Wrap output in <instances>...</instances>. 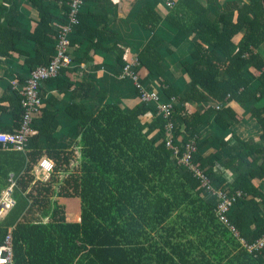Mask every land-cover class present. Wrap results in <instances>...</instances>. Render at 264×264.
I'll return each mask as SVG.
<instances>
[{
    "label": "trees",
    "instance_id": "16d2710c",
    "mask_svg": "<svg viewBox=\"0 0 264 264\" xmlns=\"http://www.w3.org/2000/svg\"><path fill=\"white\" fill-rule=\"evenodd\" d=\"M11 1L0 0V13L5 10L2 5ZM213 1L177 0L166 17L193 39L189 55L193 63L185 66L191 70L186 74L188 89L178 93L173 88L159 66V54L151 63L162 97L172 99L173 142L179 155L190 140L197 152L211 141L195 135L214 110L220 129L225 130L226 118H235L226 106L229 101L264 98V0H227L215 21L209 16ZM26 2L35 9L36 26L31 33L12 28L15 6L10 5L2 15L5 23L0 24V60L16 56L30 66L28 77L34 68L50 61V56L44 60L52 53L45 43H55L58 32L43 0ZM141 16L143 26L153 33L160 17L139 11L137 21ZM88 17L79 13L73 35L91 37ZM23 36L34 45L32 57L27 53L23 57L17 48ZM159 44L169 47L156 42ZM149 45L155 46V41ZM113 50L120 74L126 62L122 50ZM140 61L135 73L145 83L138 73ZM246 68L252 72L249 78L242 72ZM220 71L228 77L221 86L216 79ZM72 87L66 83L57 91ZM7 89L8 94L5 91L0 96V111L12 116L13 126L1 132L13 133L21 122V102L10 85ZM134 89L133 99L102 103L93 112L83 107L77 111L75 104L67 106L66 113L82 128L75 147L69 150L58 148L54 133L59 123L45 106L34 114L33 132L23 152L0 146V191L11 183L9 172L14 183L15 206L0 222V245L8 233L11 237V264H264V246L248 252L241 242L250 244L264 234V160L256 158L245 164L259 148L242 143L235 135L220 142L222 148L236 141L249 149L247 156L231 157L236 175L229 182L210 176L209 157L194 155V163L206 169L215 189L228 195L240 192L228 214L235 234L216 217V197L204 192L165 145V121L156 115L154 105L142 102ZM97 95L99 100L105 99L103 92ZM206 98L216 101L215 109L209 107L202 114L188 105L191 100L203 102ZM250 114L264 143V106H255ZM42 158L53 165L45 181L32 174ZM246 168L248 172H244Z\"/></svg>",
    "mask_w": 264,
    "mask_h": 264
},
{
    "label": "crops",
    "instance_id": "0c3cea01",
    "mask_svg": "<svg viewBox=\"0 0 264 264\" xmlns=\"http://www.w3.org/2000/svg\"><path fill=\"white\" fill-rule=\"evenodd\" d=\"M226 1L214 0L212 6L214 5L217 9L219 4L225 3ZM68 2L69 0H43L44 6L48 9V13L54 20L53 27L57 32V24L60 23V20L67 13V8L64 11L61 4L67 7ZM176 2L177 0H83V7L80 14L89 15L87 19V32L89 35L91 34V37L86 38L84 34L78 35L75 33L71 35L69 39L70 46L68 48L71 67L60 71L56 79L43 83L40 91L41 106H45L49 111H53L59 123L58 129L54 133L59 149L69 150L75 147V140L82 131L77 121H74L66 113L65 109L67 106L75 104L78 106L77 111H79L80 107H83L85 111L93 112L96 109V105L106 102L119 103L122 100L133 99L136 96L132 81L120 78L118 74L119 67L116 62L114 48L122 50L123 59L126 64L132 63L131 61L133 59L135 61L141 58L142 61H140V66L138 67L140 77L146 81L145 83L148 86L160 94L162 93L159 90L155 76L151 74L152 69H154L151 63L154 61L153 56L155 54H159L162 58L159 66L163 68L173 88L178 93L188 89L186 74L187 71L190 73L191 70H188L185 66L192 62L189 55L192 50L193 39L191 36L182 33L166 18L172 9L168 4L171 3L174 6ZM10 5L15 6V23H13L14 26L12 28L21 33H31L36 26L35 21L37 17L35 9L26 0H12L11 4L2 5L1 9L8 11ZM5 10L3 14L6 13ZM222 10L221 8L219 9V11ZM139 11L144 12L145 15L153 14L155 18L160 17L153 33L149 32L143 26L145 18L141 16L140 22L137 21L136 17ZM3 14L2 12L0 13L1 25L5 23V18H2ZM212 14L215 16L214 18L211 17ZM215 14L211 8L209 16L213 21L216 20L217 14ZM155 36L160 41L154 40L156 38ZM151 40L155 41V46L151 47L149 45ZM156 42H164L169 47L165 48L162 44L156 46ZM45 46L52 49V53H48L44 58L46 61L48 56L51 59L53 58L55 54V43H45ZM33 47L32 41L25 39V36L17 43V48L22 51L23 57H25L24 53L32 57ZM50 61L46 63L48 64ZM46 63L37 67L45 66L47 65ZM29 70L30 66L22 60H18L16 56L1 59L0 96L5 91L7 93V85H10L11 89L20 96ZM249 71L251 72V69L248 70L246 68L242 70L246 78H249ZM227 78V74L220 71L216 78L218 85L221 86ZM66 83L74 86L72 87L73 89L63 92L57 91L58 87ZM99 91L104 93V100L98 99L97 92ZM205 94L206 92L204 91ZM162 96L165 97L163 94ZM250 101L231 100L226 104L235 115V118H226L228 127L225 130L220 129L216 120L215 110L205 118L206 122L197 128L195 138L197 137L202 141L207 139L211 140L210 142H206L197 154L201 158L207 159L209 157L207 163H212L210 166L213 170L210 176L213 178H217L216 176L222 177L224 181L228 182L234 180L236 171L233 164H230L231 157L239 153H246V156L249 155V149H243V146L236 141L233 146L221 147L222 144L220 145V142H225L229 137L232 138L234 135L242 143L259 148L256 154L249 156L245 164L250 163V161L252 162L256 158L264 160V143L259 139L261 131L250 114L251 109L255 106H264V98L261 101ZM189 103L188 105H191L193 109L203 114L207 109L209 111L211 110L209 107L215 109L216 101L211 98H206V101L203 102L191 100ZM2 106L6 107L7 104H3ZM176 124L179 125V122L177 121ZM12 126V116L9 113L0 111V131L5 128L9 129ZM41 144L42 140L39 141V145ZM213 154L219 155V158L215 159ZM77 155L79 156V152H77ZM202 169L204 171L206 170L204 168ZM248 171V168L244 170V172ZM10 173L12 172L8 173V178ZM32 174L40 181H45L42 173L36 169V166ZM256 183L257 181H255Z\"/></svg>",
    "mask_w": 264,
    "mask_h": 264
},
{
    "label": "built area",
    "instance_id": "2783aa9c",
    "mask_svg": "<svg viewBox=\"0 0 264 264\" xmlns=\"http://www.w3.org/2000/svg\"><path fill=\"white\" fill-rule=\"evenodd\" d=\"M83 6V0H69L67 3V13L63 21L57 24L58 34L54 46L55 54L51 61L45 65L32 70L26 78L24 88L20 92L21 102V122L19 129L13 133H5L0 131V146L3 149H12L23 152L29 142V138L33 132L34 114L41 106L40 87L41 83L50 78L58 76L60 71L71 67V59L68 53L70 46L69 37L78 25V15ZM168 6L173 7L170 3ZM136 60L126 64L121 73L120 78L129 79L134 87L138 89L139 98L142 102L154 105L157 110V116L165 121L164 135L165 145L173 152L177 163L189 171L193 177L199 181L204 192L211 193L217 199L215 215L218 220L225 224L233 233L236 231L228 222V214L232 205L236 202L240 192L236 191L232 195H228L223 190L215 189L212 185V180L205 174L199 166L194 163V155L197 153L193 140L186 143L181 155L179 148L174 144L175 125L172 120L173 105L170 99L166 101L162 95L144 83H140L137 74L135 73ZM219 106H216L218 109ZM51 161L42 158L36 165V169L42 173L43 179L47 180L52 170ZM9 179L11 183L8 187L0 192V221L3 220L9 211L15 206V200L12 197L13 174L10 173ZM248 252H256L264 246V234L254 242L247 244L241 240ZM0 264H11V237L8 233L0 245Z\"/></svg>",
    "mask_w": 264,
    "mask_h": 264
},
{
    "label": "rangeland",
    "instance_id": "374dc122",
    "mask_svg": "<svg viewBox=\"0 0 264 264\" xmlns=\"http://www.w3.org/2000/svg\"><path fill=\"white\" fill-rule=\"evenodd\" d=\"M213 2H214V1H213ZM213 2H212V3H213ZM213 6H214V5H213ZM213 6L211 7V8H212V11L215 12L216 14H218L219 12H221V11H219V9L221 8V10H222V9L224 8V7H223V6H224V2L221 3V4H219V5L217 6V9H218V10H217L216 7L214 6L215 9H216V10H215ZM211 17L214 18L215 16L212 14ZM131 62H134V59H133ZM136 62H137V64H138V60H137V59H136ZM135 68H136V67H135ZM137 76H138V75H137Z\"/></svg>",
    "mask_w": 264,
    "mask_h": 264
}]
</instances>
